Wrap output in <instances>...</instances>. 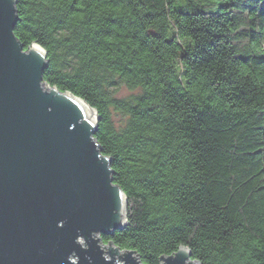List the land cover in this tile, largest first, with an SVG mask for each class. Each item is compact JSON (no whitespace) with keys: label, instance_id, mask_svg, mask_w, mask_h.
Segmentation results:
<instances>
[{"label":"trees","instance_id":"trees-1","mask_svg":"<svg viewBox=\"0 0 264 264\" xmlns=\"http://www.w3.org/2000/svg\"><path fill=\"white\" fill-rule=\"evenodd\" d=\"M44 81L98 115L143 264H264V0H16Z\"/></svg>","mask_w":264,"mask_h":264},{"label":"water","instance_id":"water-1","mask_svg":"<svg viewBox=\"0 0 264 264\" xmlns=\"http://www.w3.org/2000/svg\"><path fill=\"white\" fill-rule=\"evenodd\" d=\"M0 0V264H143L101 235L127 224V198L94 138L98 115L47 84L46 52L14 34ZM160 264H200L187 247Z\"/></svg>","mask_w":264,"mask_h":264}]
</instances>
